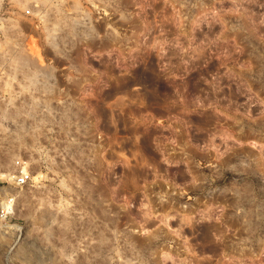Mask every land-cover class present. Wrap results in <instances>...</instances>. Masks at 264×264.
<instances>
[{
    "label": "rangeland",
    "instance_id": "obj_1",
    "mask_svg": "<svg viewBox=\"0 0 264 264\" xmlns=\"http://www.w3.org/2000/svg\"><path fill=\"white\" fill-rule=\"evenodd\" d=\"M6 203L0 264H264V0H0Z\"/></svg>",
    "mask_w": 264,
    "mask_h": 264
},
{
    "label": "built area",
    "instance_id": "obj_2",
    "mask_svg": "<svg viewBox=\"0 0 264 264\" xmlns=\"http://www.w3.org/2000/svg\"><path fill=\"white\" fill-rule=\"evenodd\" d=\"M26 14H29V12H26ZM30 180V175L24 171L20 170L19 173L15 176V184L16 186H24L26 185ZM7 215V210L6 208H1L0 209V224L4 221Z\"/></svg>",
    "mask_w": 264,
    "mask_h": 264
},
{
    "label": "bare ground",
    "instance_id": "obj_3",
    "mask_svg": "<svg viewBox=\"0 0 264 264\" xmlns=\"http://www.w3.org/2000/svg\"><path fill=\"white\" fill-rule=\"evenodd\" d=\"M5 205H6V209H7V210H8V212H9L11 208L8 206V204H7V203H6Z\"/></svg>",
    "mask_w": 264,
    "mask_h": 264
}]
</instances>
